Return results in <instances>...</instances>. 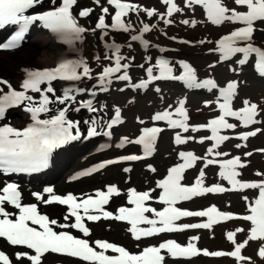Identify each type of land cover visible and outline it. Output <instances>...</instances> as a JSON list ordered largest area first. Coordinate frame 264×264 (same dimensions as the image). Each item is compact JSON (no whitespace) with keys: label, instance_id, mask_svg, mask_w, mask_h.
I'll return each mask as SVG.
<instances>
[{"label":"snow or ice","instance_id":"obj_1","mask_svg":"<svg viewBox=\"0 0 264 264\" xmlns=\"http://www.w3.org/2000/svg\"><path fill=\"white\" fill-rule=\"evenodd\" d=\"M104 2L114 9V14L109 12V7L103 6L102 0H93L95 5L101 7V14L91 29L93 32L100 30L102 38L109 36L107 31L109 28L131 33L133 25L125 19L131 12H135L138 16L141 12H144L147 17L158 16L165 24H171L173 14L183 11L176 0H162L166 6L164 13H160L155 8H141L140 5L128 2V0H104ZM234 3L245 10L229 9L222 0H187L189 8L201 5L206 12L207 20L214 25L219 26L225 22L241 25L222 36L217 42V48L210 51L218 52L224 61L242 54V58L238 60L241 66L247 64L255 55V71L259 76L264 77V48L254 44V34L257 31L264 34V28L256 27L258 22L264 25V0H234ZM77 4L78 0H61L58 5L57 0H48L47 8L51 10H46L45 0H0V30L9 26H17V30L5 42L0 43V49L19 48L30 27L37 22L57 34L65 43L72 44L74 41L82 40L83 34L90 29L81 26L78 18L90 17L94 8H83L77 15H74L72 10ZM52 5L57 6L51 7ZM37 7L41 11L36 14H26ZM182 23L185 25L191 23L193 27L196 25V21L183 20ZM155 27V25L143 23L139 30L140 34H132L131 40L140 41L148 47L149 42L144 39V33L150 32ZM182 42L190 43L189 41ZM105 47L111 55H105L103 59L114 61V66H104L96 77L93 76L92 68L83 60H60L56 67L27 72V78L21 85L22 90H16L10 83L0 80V83L5 84L9 89L5 93L0 87V119L5 117L7 110L23 105L24 110L30 114L31 120V123L23 130L12 126L0 127V170L5 173L37 171L47 165L54 149L71 141H77L83 135L88 138L101 135L111 137V130L123 122L121 110L116 108L114 116L107 121L99 116L84 120L83 123L88 127L86 133H82L81 121L69 118V113L80 112L81 109L89 113H98L102 109L96 108L92 100H78L77 94L87 92L88 89L68 87L64 88L62 94H59L54 87V82H79L86 78H95L99 89L104 92L109 91L114 79L131 83L134 89H148L153 82L161 80L182 81L189 88H204L209 91L218 88L217 82L212 78L200 81L196 69L186 61L178 62L181 71L177 75L171 60L160 58L155 64H151V56L148 57L151 66L145 69L147 78L139 83H132V77L128 73L130 64L124 62L128 58L121 54V45L112 42L106 43ZM161 51H166V49H161ZM96 59L100 61L102 58L97 56ZM139 67L144 68V65H139ZM238 87V81H230L225 87L219 88L220 100L217 101V106L221 114L207 124L196 126L189 124L190 116L185 107L186 101H181L174 111L169 109L155 113L152 119L155 122H166L171 129H182L183 133H188L190 130L210 131L211 134L201 137L199 142H214L213 146L208 149L209 155L228 156L230 154L218 151L223 142L232 138L229 135H222V130H235L238 124H242L245 128L253 126V130L238 134V139L242 141H247L264 132V128L255 127L264 124V120L258 119L264 112L258 104L244 100L242 101L243 107L234 109L233 100L238 95ZM156 90L159 91L158 88ZM29 92L38 94L39 99H35ZM91 95L95 96L96 92L92 91ZM211 103L205 102V105L211 106ZM56 105L61 107H56ZM50 113L52 115L49 118H41L42 114ZM229 118H234L238 123L230 122ZM105 128L106 131L103 130ZM164 130L161 127L144 128L142 134L135 140L128 137L122 138L121 143L117 145L118 148L134 143L142 146L143 155H125L119 159H109L81 175L91 176L121 161H140L152 156L156 151L159 134ZM174 139L177 145H183L189 140H194L195 137L184 136L177 132ZM245 146L236 145L237 148ZM178 155L182 162L171 167L166 178L157 182V187L161 190L158 198L152 196L154 190L139 192L134 188L130 189L127 193V203L132 207H120L116 214L105 209L114 195L121 194L115 186H108L106 191H97L95 196L89 195L86 198L77 197L71 193L65 196L57 195L52 187L44 189V193L48 194L47 199L40 192L33 193L36 200L44 204L55 203L67 206L68 215L64 217L65 223H59L56 219H50L48 215L42 214L35 203L24 204L17 184L7 183L0 187V238H4L10 246L19 249L13 254L14 259L0 250V264H47L49 253L79 259L86 264H167L166 256L178 261L180 259L191 260L201 255L217 258L231 257L237 261V264H255L251 257L244 255V249L249 246L250 242L261 244L257 255L260 259H264V173H256L261 177L259 181H243L239 178L242 175L240 169L246 167L247 164L240 156L225 160L208 158L204 166L218 164L219 177L226 181L229 187L219 183L206 185V174L203 170L199 172L193 184L186 185L182 183L185 172L194 168L205 158L185 151H181ZM245 155L250 157L253 153L247 152ZM149 167L151 171H156L154 167ZM125 171H130V169H125ZM246 190H258V196L253 200H249L247 196L243 197L248 211V214L244 215L222 211L215 205L202 210H187L177 206L180 202L209 194ZM153 199H157L160 204L164 205L162 210L147 205V202ZM148 213L153 216L150 217ZM189 217L200 218V222H183L184 218ZM72 218L74 222H68ZM102 219L126 222L130 226L129 232L136 241L159 236L162 233L212 230L214 226L237 219L249 222L250 228L243 242L237 240V233H244L245 229L237 228L227 232L226 239L232 245V249L228 251L202 249L197 246L200 237L194 235L185 244L175 239H168L158 246L145 247L140 253L135 254L115 243L104 240L90 243L89 239L78 238L69 231L55 230L56 227L75 229L82 233L83 237H89L91 229L86 221L99 222ZM141 225H147V227H141ZM109 252L113 254H108Z\"/></svg>","mask_w":264,"mask_h":264},{"label":"rangeland","instance_id":"obj_2","mask_svg":"<svg viewBox=\"0 0 264 264\" xmlns=\"http://www.w3.org/2000/svg\"><path fill=\"white\" fill-rule=\"evenodd\" d=\"M128 2H132L135 4L138 3V1L134 0H128ZM102 3L104 4V0H102ZM99 7L100 6L93 3V0L78 1V4L73 8V13L75 15H77L83 8H94V12L91 14L90 19L88 17L86 19L82 18V21L79 20L82 24L84 23L86 28L90 30L86 32L82 40H80L79 42H75L70 46H67L68 49L73 50L75 55L88 63V65L93 70L94 77H96L101 72L102 66L111 65L114 63V61L110 62L103 59L105 55H111L109 50L104 48L103 41L107 40L121 45V54L128 58L124 62L130 64L128 73L132 77V83L139 79L144 80L147 78L145 69L148 67V65H150L148 62V57H152L151 64H153L156 57L155 55L158 54V51L152 50L150 46L157 43L167 48L166 54L170 56V60L172 61L176 71L179 70V63L176 62V60L183 59V61L190 63L196 69L197 76L200 81L212 78L217 82L218 85L217 89L209 92H204L207 90L197 91L194 88H183L174 83L164 84L157 81L153 82L148 89L139 90L128 87L124 91H117V89H119L118 84L121 83L114 85L115 89H112V91L109 92L105 104L106 110L108 112L112 111L113 109L120 108L123 115L125 116H123L125 119V124L122 125L123 127L121 129H117V135L123 134L129 138L133 137L140 125L145 124L142 122L144 118L146 124H157L165 129L162 135L158 137V140L156 142V152L151 159V162H139L130 166L132 167V169L130 170V173H132V181L129 183L135 185L138 188H141L143 186L144 188L154 187L157 184L159 178L163 177L167 173L169 165L180 159L178 154L181 151L193 152L197 156L205 158V160L198 162L194 168L186 172L183 181V183L186 185L193 184L197 179L199 172L203 170L206 174V185L219 183L225 187H229V185H227V182L219 177L220 168L218 164L209 165L207 167H205L204 164L206 163V159L208 158L225 160L235 156H240L242 161L247 164L246 167L240 169L242 175L239 178L243 181H259L261 177L256 173H264V151H261V149H264V132L259 133L256 137L249 138L247 141H242L238 139V134L243 133L247 130H253V126L245 128L242 124H238V127L235 130H222V135H229L232 138L226 142H223L220 145L218 151L228 153L230 155L215 157L214 154L209 155L208 153V149L213 146L214 142H199L201 137L209 136L211 134L210 131L201 130L199 132H196L190 130L188 133H183L182 129H171L166 125V122H155L152 119L155 113L169 109L174 111L175 108L179 107L181 101H186L185 107L190 116L189 124L191 126L207 124L211 119L219 116V113L216 111V103L218 101V99H216V96L219 93V88L225 87L230 81L239 82L238 95L233 100L234 109L243 107L242 101L244 100H249L250 102L256 103L258 104L259 108L264 109V83L260 79L256 78L254 72V63L251 62V58L247 64L240 67L238 66L237 62L240 58H242V55H238L234 61L223 63V66H221V64L217 63L216 61L217 54L209 53L204 55L202 53L204 52L203 50L216 47L215 41H213V43H210L208 40H206V38H210L208 35H212L211 38H214V40L217 39V37H219L217 35H219L221 29L217 25L209 22L203 16V14L201 18L200 8L198 6H193L195 7L194 9H191L193 7H188V9L185 11V16L188 17L187 19L190 22L196 21L195 27L191 26V23L189 25H185L181 21H176L174 23L175 25H173V23L170 25L171 28L175 29L172 31H176V35L181 36L179 42L183 40L189 41L190 43L182 42L181 44H174L173 42L165 40L160 36L155 37L154 34H151V38L153 39L150 40L151 44L149 43L148 46V55H145L141 60V58L136 55V53H138V50L140 49L135 42L131 41L129 33L110 31L108 32L109 36L103 37L102 39V34L100 33V31H91V29L94 27L96 18L100 15ZM141 8H155L158 10L157 7H153L149 4ZM133 17L134 19L128 17L125 19L131 22V24L133 25V31L135 32L141 29V25L139 24L140 19L149 24L163 23L162 20H157L155 19V17L154 19H152V17H147L144 12H142V14L139 16ZM201 19L203 23H200ZM256 27L264 28V25L259 24L258 22ZM33 35L34 34L31 33L29 38L30 40L33 38ZM201 41H204V43H201ZM28 43L24 44L22 48L30 46L28 45ZM254 43L264 47V34H261V32L257 31L254 34ZM175 47L176 49L174 50ZM15 53L16 52H8L6 56H14ZM1 54L2 53H0V58H3L4 56ZM97 56H100L102 59L98 61L96 59ZM139 65H144V68L139 67ZM210 65L215 66L209 67ZM11 74V77L16 78L17 75L15 73ZM124 83L131 85V83L128 82ZM157 88L159 89V91L156 90ZM205 102H212L211 106H206ZM101 108L102 106H100V109ZM17 117H14L12 119H15ZM258 119L264 120V112L261 113ZM229 121L232 123H238L237 121H235V119ZM126 127H128V129H126ZM255 127L264 128V124H259ZM177 132H180L184 136L195 137V139L189 140L188 143L183 145H177L176 143H174L172 144L173 146H171V138L173 137L174 139ZM237 144H243L246 146L237 148ZM87 146L88 145H83L77 149L73 147L75 150L70 149V151H66L69 152L71 156L75 154L73 158V161L75 163L69 164L65 169L62 170V178L70 170L72 171L75 167L82 165V163H76L79 162V155L87 152L85 150V147ZM247 152H252L253 155L250 157L246 156L245 153ZM58 160H60V157L58 158ZM60 166H62V164L58 165V163H56V167L54 168V170L59 169ZM149 166L154 167L156 171H147L146 169H150ZM110 169L111 170L109 172L106 170L107 172H105L103 175L100 174L101 177L105 178V183H107L106 180L113 181L111 180L112 178H107V175L112 176L114 174V171L119 170V168L117 167H112ZM142 173L146 174V176L144 177L147 182H144V184V177ZM120 175L121 174L119 172L115 173L116 177H119ZM93 177L94 180H97L99 178L98 176ZM121 178H116V180L119 181V185L121 187H124L127 183H123V180H121ZM62 182L65 181L63 180ZM68 186L70 187V189H76L74 188V186ZM86 187L87 186H85L84 188ZM93 187H98V184H94ZM90 190L91 189L87 188V190H83L81 194L89 192ZM244 196H247L249 200H253L258 196V190H246L243 192L229 191L222 194H209L204 197H198L194 198L193 200L186 201L188 204H186L185 206L190 210H202L211 205H215L222 211L231 212L234 214H248L247 203L243 199ZM196 221L198 220L192 219L191 217L183 220V222L186 223H192ZM99 224H108V222L103 221ZM237 228H243L246 230L244 233H237V240L239 242L245 241L247 230L250 228V224L239 219L233 220L231 222H224L221 225L214 226L212 230H188L173 237L175 238V240H177V242L185 244L191 236H199L200 240L197 242L198 247L202 249L206 248L209 251H228L232 249V245L229 241H227L226 234L228 231H233ZM96 234L99 236L107 237L110 240H118V237L111 234V232H96ZM182 238H184L185 240H182ZM260 246L261 244L258 242H250L249 246L244 249V255L251 257L252 261H254L255 264H264V259H260L257 255V251ZM47 259L51 260V257H47ZM190 261H197V263L199 264H237V261L231 257L217 258L205 257L202 255L191 260L187 259L174 261L172 259H169V261H167V264H187Z\"/></svg>","mask_w":264,"mask_h":264},{"label":"bare ground","instance_id":"obj_3","mask_svg":"<svg viewBox=\"0 0 264 264\" xmlns=\"http://www.w3.org/2000/svg\"><path fill=\"white\" fill-rule=\"evenodd\" d=\"M48 9L49 8H47L46 10ZM5 32H6V28L4 30H0V36L3 35ZM33 34H34L33 38L29 41L30 46H26L21 50L17 51L14 54V56H6L7 54L5 53L1 54L4 57L0 58V68H1L0 78L4 77L7 80L6 82L17 84L19 77H24L25 75H27V72L29 71L43 70L45 68L54 67L61 59L63 55L62 54L63 50H66L63 47L64 46L63 44L50 40V38L47 35H45L44 32L40 29H35ZM11 73H15L17 75L16 78L11 77L12 75ZM4 85L5 84L0 83V87H3ZM64 88H66L64 84L59 86V88H57L58 93L62 94ZM91 89L96 90L95 86H92ZM77 95H82V93ZM36 96L39 95L36 94ZM96 97L100 98L101 96H99V94L97 93ZM13 112L18 115L17 118L12 119L15 124H22L29 121V120L27 121V115L25 113L17 110H14ZM87 114L90 113L87 112ZM60 177H61V172H54V174L50 175L48 178H49V182H53V181L57 182V187L59 189H62L66 187L65 184L66 182H60ZM95 183H96L95 180L88 178V179L79 180L73 185L79 186L78 189L81 190L83 186H91L94 185ZM24 191L28 197V199L26 200L27 203H36L39 208H41L45 212H48L51 217L57 216L58 213L54 209L55 208L54 206L44 204L43 205L44 209H43L40 206V201H37L34 197L32 198V200L30 199L28 195L29 189H25ZM9 210H11L10 207ZM114 232L120 234L121 236L122 235L124 236V234L118 232V230H115ZM10 255L14 259L13 251L10 252Z\"/></svg>","mask_w":264,"mask_h":264}]
</instances>
